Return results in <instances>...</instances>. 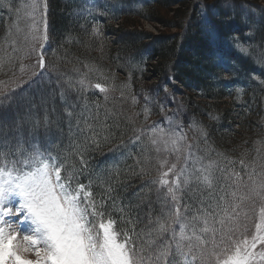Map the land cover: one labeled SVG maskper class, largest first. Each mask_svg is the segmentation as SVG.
<instances>
[{
    "label": "snow or ice",
    "instance_id": "snow-or-ice-1",
    "mask_svg": "<svg viewBox=\"0 0 264 264\" xmlns=\"http://www.w3.org/2000/svg\"><path fill=\"white\" fill-rule=\"evenodd\" d=\"M9 3L0 0V7ZM27 7V51L18 59L34 55V67L41 72L33 71L28 80L11 81L12 87L0 81V264H264V162L258 166L255 160H234L223 153L216 154L219 160L211 159L207 150L200 155L198 145L186 143V135L165 116L167 129L153 124L150 130L155 151L167 154L157 157L158 176L149 182L156 185L160 204L155 213L144 188L136 194L139 204L118 202L114 195L120 176L117 166L106 175L97 174L95 180L89 178L87 184L79 179L89 167L90 148L101 147L100 133L88 123L84 111H78L80 102L88 88L99 89L107 100L108 87L83 77L75 82L58 80L53 95L62 105L59 113L54 101L42 116L35 104L23 114L8 115L23 86L35 83L32 77L42 76L47 69L48 2L30 0ZM13 28L23 31L17 20L6 30V37ZM6 42L12 45V53L21 50L15 39ZM11 60V54L7 59L0 56V71ZM27 67L20 64L22 76ZM87 107L85 101L83 108ZM147 112L146 108L145 119ZM65 127L74 138L71 151L54 154L58 144L52 132L62 137ZM201 135L206 140L207 133L201 130ZM102 139L107 141L108 136ZM134 174L143 175V167ZM94 185L101 191H94ZM145 204L143 217L132 214L133 207Z\"/></svg>",
    "mask_w": 264,
    "mask_h": 264
},
{
    "label": "trees",
    "instance_id": "trees-1",
    "mask_svg": "<svg viewBox=\"0 0 264 264\" xmlns=\"http://www.w3.org/2000/svg\"><path fill=\"white\" fill-rule=\"evenodd\" d=\"M47 2L49 36L56 37L61 52L66 53L64 63L60 61L58 65H64V70L70 69L65 71V76L74 78V82L83 77L93 85L100 83L109 89L107 100L99 89L88 88L84 93L91 108L88 123L100 133L101 147L111 145V150H120L115 154L121 160L109 163V169L106 163L112 158L101 162L97 156L102 149L96 154L98 149L93 151L90 148L87 154L89 167L81 175L83 183L87 184L89 178L96 179L91 167L104 165L105 170L98 174L106 175L117 166L120 176L114 195L119 203L139 204L136 194L141 188L154 202L156 185L149 182L158 176L157 157L163 158L167 154L155 151L150 143V127L154 123L160 126L166 115L169 105L164 103L165 98L173 101L172 107L182 110L187 117L185 121L174 122L173 127L186 135H190L193 128L207 133L205 147L209 144L210 151L215 153L209 158L214 159L218 157L217 153H223L234 160L241 157L246 162L255 160L258 166L264 162L263 147L260 156L255 154L252 157L250 153L236 155L245 153L242 147L247 142L264 141L263 4L258 1L255 4L253 0H105L90 16L73 20L69 14L74 11L77 0L74 3ZM249 9L255 15L261 14L260 19L254 20L253 15L252 18L247 15L245 10ZM136 17L160 23L166 30L159 34L138 30L141 25ZM88 18L92 20L87 21ZM114 21L119 22L118 28H115ZM5 25L0 17V45L8 29ZM16 47L21 50L16 53L10 50L3 55L7 59L11 54L15 61L5 64V68L20 69L18 58L27 49L21 45ZM241 48L248 49V52L241 51ZM128 57L131 65L126 63ZM102 68L104 71L98 75ZM258 68L261 69L259 72ZM47 76L53 78L52 73L45 70L39 76L42 81L25 84L23 92L32 86L42 90ZM170 76L186 90L172 87ZM12 86L9 81V87ZM18 99L15 98V102ZM177 104L183 107L180 109ZM12 114L10 108L8 115ZM141 132V139L133 142ZM67 135V128H64L63 136L58 138L63 141ZM105 135L107 141L102 139ZM137 142L140 148L129 154ZM71 144L72 141L59 142L52 151L65 155V150L67 153L71 151ZM137 159L140 165H137ZM141 167L144 174H134L139 173ZM93 190L101 191L95 185ZM153 208L159 213L156 205ZM146 211L144 207H133L132 214L143 217ZM113 215L119 219V213ZM144 219L146 223V217ZM120 227L127 228L128 225L120 224Z\"/></svg>",
    "mask_w": 264,
    "mask_h": 264
},
{
    "label": "rangeland",
    "instance_id": "rangeland-1",
    "mask_svg": "<svg viewBox=\"0 0 264 264\" xmlns=\"http://www.w3.org/2000/svg\"><path fill=\"white\" fill-rule=\"evenodd\" d=\"M65 2H69V3H74V1L76 0H62ZM88 1V0H87ZM86 1V2H87ZM98 0H91L88 2V5L86 4L85 0H77L78 4L76 5L74 11L72 13L69 14V17L73 20H76L78 17L82 18L83 15L84 17L90 16L91 14H93L99 7H100V3L97 4ZM254 3L256 4V1L260 2L261 4L264 5V0H253ZM30 3V0H10L9 6L8 7H0V17L4 19L6 25L5 27H9L10 25L13 24V22L15 21H19V27L21 29H23V31L17 33L16 29L13 28L12 29V35L11 36H5L4 40L2 41L1 45H0V56L3 57V55L10 51L12 49V45L10 43H7L6 41H11L13 39H15L17 41V45H21L23 46L25 49H27V45L26 42L24 41V35L27 33L28 28L27 25L30 22L29 18L27 16V12L30 10L27 5ZM215 4V3H213ZM11 9V10H9ZM246 14L251 16H254V20H257L258 18L260 19L261 14H257L255 15V13L249 9V10H245ZM245 18V13H244V17ZM92 19L88 18L87 21H91ZM138 23H140L141 26L138 27V30H144L146 32H150L152 34H159L162 31L166 30V28L164 26H162V24L157 23V22H152V21H148L146 19L143 18H139L136 17L135 19ZM82 21L84 22V20L82 19ZM250 24H254V22H251ZM119 22L117 21L115 23V28L119 27ZM82 28V27H81ZM50 35V34H49ZM56 35V34H55ZM60 41L56 38V37H50L49 36V41L45 47V52H46V63H48L47 66V72L52 73L53 78L51 79L49 76H47L45 78V82L44 84L41 86L42 90L36 89L35 86L30 87L28 90L24 91L22 95H18L16 98H20L18 99L16 102L14 101L13 106L11 108V113L19 111L21 114H23L24 110L31 106V104H35L36 105V111L42 116L43 115V111L45 107H48L49 109H51V107L53 106V102L55 101V107L57 109V113L59 111H61L62 105L59 101L58 96L53 95L54 89H56V83L57 81H63L68 79L69 77L65 76V71L66 70H70V69H66L64 70L63 68H66L64 65H58V63L60 61H62L64 63L65 58H66V53L65 52H61L60 50ZM25 54L22 55V57ZM35 59L36 57L33 55L31 58L24 60H20V63H25L26 66H28L26 68L25 73L21 74L20 69H16L15 67L11 66V67H7L0 72V81H5V82H9V81H13V80H18L20 78L24 79V80H28L29 77L31 76L32 72L35 71L38 73V71L40 70L38 67H34L35 65ZM15 61L11 60V63H13ZM126 63L128 65L132 64L131 58H127ZM153 64H155L156 62L153 61ZM134 67V65H132ZM153 69V68H152ZM104 69L102 68V70H100V72L98 71L97 74L101 75L100 73L103 72ZM88 73V72H86ZM122 74V73H121ZM153 74V73H152ZM32 79L39 83V81H42V79L38 76V77H32ZM74 79V78H72ZM170 79V84L171 86H176L180 91H184L186 90V87H184L180 82L175 81L174 79L171 78V76L169 77ZM33 89V90H32ZM32 90V92L30 93L29 91ZM58 91V90H56ZM181 96H185L182 93H178ZM174 97H177V93L174 94ZM73 98H75V95L73 96ZM228 100V99H225ZM46 101V103H45ZM87 102L86 98L81 100V108L78 109V111H84L85 116L89 119L90 118V114H91V108L90 105L87 102V109L83 108V104L84 102ZM164 103H166L167 105H169V107L167 108V113L165 116L171 117L172 122H176V121H185L187 119V117L185 116V113L182 110H176L174 109L172 106L174 104L173 101H170L168 98L164 99ZM178 108L181 109V107L183 106H179L177 104ZM208 115V114H206ZM162 118L161 122H160V127H164L165 129H167L169 127V121ZM66 128V127H65ZM191 128V127H190ZM186 135V134H185ZM58 136H60V133H58L56 130H53L52 132V139L54 141V144H59V142L61 143H69L72 141V138L69 137V135H67V137L62 141L61 138H58ZM151 136V135H150ZM211 136V134H210ZM41 137H43V133H41ZM187 137V141L186 143H191L193 145H198L199 148V154L200 155H204L205 154V150L208 151V154L212 157H214L215 153L210 151L209 148V144L208 146L205 147L207 139L205 140V137H202L201 135V131L197 128H193L192 129V133L190 135H186ZM76 138V137H75ZM151 143V141H150ZM211 144V143H210ZM161 148H163V145H160ZM263 147L264 149V141H256V142H251V143H246L243 147L242 150H245V153H236L237 156H246L248 153L251 154V156L253 157L255 154H259V156L261 155L262 151L260 148ZM53 148H57V147H53ZM111 145H108L107 147H101L100 149L97 150L96 154H98V158L100 159V161H105L107 159H110L106 165L108 166L107 168L110 169V166L108 165L109 163L112 162H117L120 161V157H117L118 155L115 154L114 152L110 151ZM131 148V147H129ZM257 149H259V152L257 151ZM65 153H67V150H65ZM164 153L163 151H161V154ZM160 154V155H161ZM214 159L219 160L220 157H216ZM122 162V161H121ZM91 169L94 172V176L97 177V174L101 171L105 170V166H98V167H91ZM108 169V170H109ZM80 181L82 182L84 178H82L81 176L79 177ZM155 198L154 202H152V207L154 205L157 206L158 209H160V204L156 202V194H154L153 196ZM153 201V200H151ZM140 203V202H139ZM144 207V209H147V205H141V209Z\"/></svg>",
    "mask_w": 264,
    "mask_h": 264
}]
</instances>
